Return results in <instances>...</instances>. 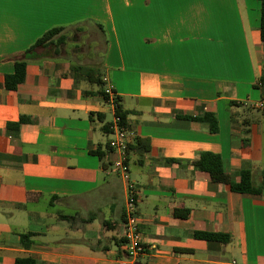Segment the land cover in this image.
<instances>
[{"label": "crops", "instance_id": "1", "mask_svg": "<svg viewBox=\"0 0 264 264\" xmlns=\"http://www.w3.org/2000/svg\"><path fill=\"white\" fill-rule=\"evenodd\" d=\"M88 20L105 26L107 45L97 28L76 29ZM260 23V0H0V264H120L127 190L108 146V86L133 132L139 263L264 264V189H231L244 169L256 185L263 177ZM59 25L65 43L36 48L24 82L6 88L15 56ZM205 113L217 132L197 119ZM203 152L220 154L224 170L201 169Z\"/></svg>", "mask_w": 264, "mask_h": 264}, {"label": "trees", "instance_id": "2", "mask_svg": "<svg viewBox=\"0 0 264 264\" xmlns=\"http://www.w3.org/2000/svg\"><path fill=\"white\" fill-rule=\"evenodd\" d=\"M261 1V23H260V35L261 40L264 43V0ZM87 25L83 28L76 25V29L82 32V35H91L92 29L97 28L99 30V42L102 40L106 45L108 43V34L105 26L102 23L94 22L91 20L87 21ZM67 25H59L54 26L48 29L44 34H42L29 48L22 51L20 54L15 56V71L12 74H7L5 76V86L8 89L14 90L21 83L24 82V74L20 71V65L23 60H28L33 56V53L38 47H47L49 45L59 46L64 44L67 40V35L65 30L67 29ZM74 71H80L85 74V78L92 83H98L99 85L103 84V80L101 78V74L98 69L93 67H85L83 65L74 66ZM262 90V94L264 96V73L260 76L258 85ZM103 94L105 99H108V96L103 90ZM117 106L115 108V114L121 118V125L128 127L126 121V112L123 111L120 105V98L116 96L115 98ZM231 104H236V102L231 101ZM261 113L264 117V105L261 107ZM194 118V117H192ZM197 119L207 121L210 124V130L212 132H217L219 129L218 119L213 113H205L202 117H197ZM249 134L250 129L244 128V145L249 142ZM131 147V145H130ZM101 158H103V154L101 152L98 153ZM200 167L201 169L220 173L224 170V161L220 154L213 152H203L200 157ZM231 189L235 192L240 193H250V194H261L264 189V171L262 181L259 185L254 184L253 174L250 169H244L240 172V179L238 181H233L231 183ZM32 233H24L21 235L22 243L25 247H30L31 245V237ZM198 236L204 239H213V240H221V241H229L230 236L228 234H219V233H208V232H199ZM14 264H37V262L32 257H19L16 259Z\"/></svg>", "mask_w": 264, "mask_h": 264}, {"label": "built area", "instance_id": "3", "mask_svg": "<svg viewBox=\"0 0 264 264\" xmlns=\"http://www.w3.org/2000/svg\"><path fill=\"white\" fill-rule=\"evenodd\" d=\"M106 80V78H104ZM108 101L117 106L116 96L113 89L108 86L105 88ZM108 131L111 138L108 141L109 148L115 153L112 166L118 175L125 181L127 197L125 202V248L120 264H140V257L145 253V245L142 240L140 222L138 216V188L131 180L129 166V150L132 142L133 132L121 125V118L114 114V119L108 124ZM231 264H240L233 260Z\"/></svg>", "mask_w": 264, "mask_h": 264}, {"label": "rangeland", "instance_id": "4", "mask_svg": "<svg viewBox=\"0 0 264 264\" xmlns=\"http://www.w3.org/2000/svg\"><path fill=\"white\" fill-rule=\"evenodd\" d=\"M99 53L102 54V51H100Z\"/></svg>", "mask_w": 264, "mask_h": 264}]
</instances>
